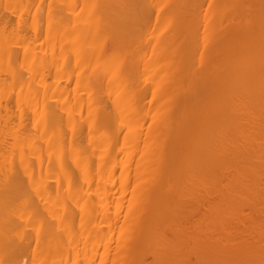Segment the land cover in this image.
Returning a JSON list of instances; mask_svg holds the SVG:
<instances>
[{
	"label": "bare ground",
	"instance_id": "bare-ground-1",
	"mask_svg": "<svg viewBox=\"0 0 264 264\" xmlns=\"http://www.w3.org/2000/svg\"><path fill=\"white\" fill-rule=\"evenodd\" d=\"M0 93V264H264V0H0Z\"/></svg>",
	"mask_w": 264,
	"mask_h": 264
},
{
	"label": "rangeland",
	"instance_id": "rangeland-1",
	"mask_svg": "<svg viewBox=\"0 0 264 264\" xmlns=\"http://www.w3.org/2000/svg\"><path fill=\"white\" fill-rule=\"evenodd\" d=\"M209 5H210L209 2H205L204 5H203V7L205 6L204 8H207V7H209ZM165 21H166V20H165ZM166 22H167V21H166ZM166 22H165V23H166ZM167 23H168V22H167ZM165 26H167V24H165ZM169 26H172L171 23H169ZM30 35H31V34H30ZM196 43H197V42H196ZM192 47H193V46H192ZM5 63H6V61H5ZM4 65H5V64H4ZM186 83H187L186 81L181 83V84H183L184 89L186 88V85H185ZM187 87H189V85H188ZM182 88H183V87H182ZM187 89H188V88H187ZM2 94H3V93H2ZM2 94L0 93V99L3 98V96H4V94H3V95H2ZM5 95H6V94H5ZM1 101H2V100H1ZM1 101H0V102H1ZM3 101H4V99H3ZM3 101H2L1 103H4ZM110 106H112V105L109 104V107L107 108V109H109V111H110V112H109V118H111V116H112L111 114H113V110H112L113 108L110 107ZM111 110H112V111H111ZM112 117H113V116H112ZM113 119H114V118H113ZM113 119L111 118L110 120H113ZM114 120H115V119H114ZM148 122H149V123H148ZM146 124H147V125H146ZM148 125H149V126H148ZM150 125H151V126H150ZM152 127H153V124H152V121H151L150 119H148V120L145 122L144 126H143V128L145 129V132H146V133L149 132V130L147 131V128H148V129L150 128V132H151V131H152ZM136 158H138V157H136ZM117 173H118V174H117ZM117 173H116L117 176H115V179L117 178V179H116V180H117L116 182H118V179L121 177V176H119V175H120V174H119V173H120V170H118ZM133 173H134V171L132 170V174H133ZM111 179H112V178H111ZM78 182H79V179H78ZM79 183H81V181H80ZM79 183H77L76 186L80 185ZM81 184H82V183H81ZM78 187H79V186H78ZM130 191H132V190L130 189ZM128 194H129V195H128V198H127V199L130 198V196H131V195H130L131 192L128 193ZM127 199H126V200H127ZM261 204H262V203H261ZM261 204H260V206H261ZM123 211L126 212L125 210H123ZM124 212H123V214H125ZM249 212H250L249 210H248V211L245 210V211H244V214L246 215V214H248ZM128 235H129V234H128ZM128 235H126V236L124 237V239H125V238H126V239H130V238L128 237ZM131 238H132V236H131ZM116 240H117V234H115V237H114L113 240H112L113 243H114V241L117 243L118 240H117V241H116ZM116 243H114L113 246H115ZM65 245H66V243H65ZM16 251H17V250H16ZM16 251H14V253H13L14 255H17L16 253L21 252L20 250H19L18 252H16ZM7 253H8V252H7ZM21 253H23V252H21ZM30 253H31V254H30ZM30 253H27L28 255L25 253L26 257H24V256L21 257V255H17V260H19V261L22 260L23 263H24L25 259H27L28 262H32L33 260H35V262H36V260H37L38 258H35V256L33 255L32 252H30ZM8 254H10V253H8ZM11 254H12V252H11ZM122 254H123V253H122ZM122 254H121V255H122ZM14 255H11L10 257H13ZM30 255H31V256H30ZM80 255H81V254H80ZM121 255H118V257L120 256V258H122L123 256H121ZM4 256H5V257L8 256V258H9V260H10L9 255H7V254H6V255H3L2 258H3ZM19 256H20L21 258H19ZM68 256H71V258L69 257L70 260H68V258H67ZM78 256H79V255H78ZM5 257H4V258H5ZM28 257H30L31 259L29 260ZM73 257H74V255L70 253V255H67V256H66V259H67L68 262H69V261L73 260ZM18 258H19V259H18ZM79 258L81 259L82 256H81V257L79 256ZM6 259H7V258H6ZM12 259H13V258H12ZM12 259H11V260H12ZM1 261H3V259H1ZM37 261H38V260H37ZM151 261H152V259L150 258V259H148L147 262L150 263ZM13 262H14V261H13ZM7 263H9V261H8ZM25 263H27V261H25ZM3 264H4V261H3ZM5 264H6V263H5Z\"/></svg>",
	"mask_w": 264,
	"mask_h": 264
}]
</instances>
